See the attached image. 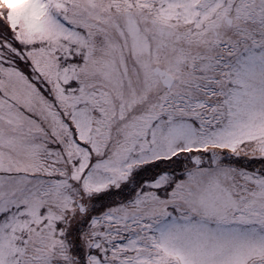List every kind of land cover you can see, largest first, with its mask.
Instances as JSON below:
<instances>
[{
    "label": "snow or ice",
    "instance_id": "1",
    "mask_svg": "<svg viewBox=\"0 0 264 264\" xmlns=\"http://www.w3.org/2000/svg\"><path fill=\"white\" fill-rule=\"evenodd\" d=\"M0 264H264V0H0Z\"/></svg>",
    "mask_w": 264,
    "mask_h": 264
}]
</instances>
